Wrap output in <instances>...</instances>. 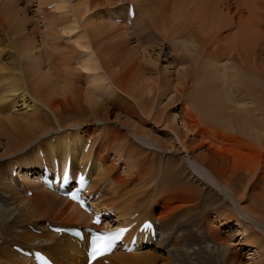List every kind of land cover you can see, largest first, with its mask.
I'll return each instance as SVG.
<instances>
[{
    "label": "bare ground",
    "instance_id": "obj_1",
    "mask_svg": "<svg viewBox=\"0 0 264 264\" xmlns=\"http://www.w3.org/2000/svg\"><path fill=\"white\" fill-rule=\"evenodd\" d=\"M2 1L0 56H6V60L0 64V144L4 143L6 148L1 157L23 152L18 174L24 181L8 179L7 172H4L6 175L0 172V187L10 202L15 200L18 204V215L26 225L0 229V239L12 235L11 240L15 242L9 244L6 239L0 242V264H34L15 253L12 250L15 246L41 251L55 264H86L89 238L80 243L69 236L59 237L48 231L45 224L86 227L90 226V218L76 204L43 188L32 174L42 161L48 164L57 160L63 165L69 156L75 174L89 166V190L99 196L94 206L99 211L113 212L116 217L115 221L106 222L109 226L132 225L137 229L144 221L157 223L156 241L149 235H137L136 243L140 247L129 254L117 251L107 257L108 264H175L171 251L176 246L178 264H238L239 251L229 248L227 239L218 230L228 227L232 221L246 235L243 244H253L257 253L258 249L262 251L264 237L254 230L264 228V18L261 17L264 9L261 0H204L196 5L195 0H182L171 13L164 6L153 13L143 4L147 0H75L71 10H67L71 6L65 0H27V4H35L37 13L53 6L54 13L67 10L71 14L67 23L57 25L58 21L50 18L52 12H48L43 32L38 35L35 28L26 32L30 18L19 16L20 0H7V5ZM192 3L194 6L189 9ZM130 5L134 11L132 27H136L134 23H142L137 24L142 27L148 22L150 32L156 31L159 38L150 33L145 36L144 26L136 33L130 32L132 27H125ZM98 7L106 13L93 14L97 21L89 22L86 15ZM104 16L111 20L102 19ZM185 18L187 22L182 24ZM9 25H14L15 34L20 35L21 55L26 59L24 66L20 65V54L14 53V43L6 37L5 28ZM131 36L149 45L151 50L132 46ZM67 37L73 38L69 48L75 55L66 50L69 48H59ZM49 41L52 48L48 49L52 52L45 63L43 53L47 48L42 53L40 43L45 46ZM156 48L158 52L154 51ZM56 57L64 61L60 64ZM160 60L174 70L171 72L167 67L156 70ZM57 65L62 69L60 72L55 70ZM24 78L30 82L28 86L23 83ZM169 91L174 97L163 104L162 98ZM18 102L25 107L22 118L10 113ZM185 103L191 104L192 113L198 115L199 121L177 113V105ZM42 107L53 117L44 113ZM97 122L102 124L95 127ZM56 127L59 132L54 138L51 134ZM70 128H75L74 132H68ZM122 129L147 137L165 150L172 148L174 154L183 149L197 167L187 166L186 157L178 160L169 157L163 165L155 162L158 156L155 152L143 157L148 152L128 140ZM157 129L162 132H156ZM96 131L100 136H95ZM230 132H236L248 142L234 149L226 143L234 137ZM158 135L169 136L168 141ZM88 139L93 143L84 154ZM32 145L38 148L28 152ZM112 147L114 152L125 150L131 161L126 165L129 175L125 178L118 173L108 177L116 167L115 163L108 164ZM243 148L250 152L243 154ZM0 166L3 167L1 163ZM143 168L148 171L142 173ZM13 170L12 167L11 175ZM20 170H27L28 175L21 174ZM194 180L214 181L221 187L224 199L216 192L205 194ZM130 183L137 189L129 191L127 195L131 197L126 199L125 190ZM21 191L31 192V198L23 197ZM4 195L0 197L6 198ZM167 197L183 204L178 209L172 208L168 205L172 200ZM132 199L144 201L137 204L135 212H130L133 203L127 204ZM152 199L157 202H151ZM164 199L168 201L162 206L164 212L148 213V206L153 208ZM230 199L238 209L227 201ZM134 213H138L137 219L130 221ZM212 215L219 223L218 228H213L208 221ZM247 216L256 220L252 221L254 225L247 222ZM36 218H42L43 225L33 221ZM60 221L68 225L59 226ZM208 242L212 245L205 247Z\"/></svg>",
    "mask_w": 264,
    "mask_h": 264
},
{
    "label": "rangeland",
    "instance_id": "obj_2",
    "mask_svg": "<svg viewBox=\"0 0 264 264\" xmlns=\"http://www.w3.org/2000/svg\"><path fill=\"white\" fill-rule=\"evenodd\" d=\"M2 1V0H1ZM4 1H6V2H4ZM9 1H11V0H9ZM9 1H7V0H3L2 2L4 3V5H5V3H6V5L8 4V2ZM65 1H67V3H68V5H70L71 7H69V9H67V10H71V8H72V6L76 3V1L75 0H65ZM187 1H191L192 2V0H187ZM231 1H233V0H231ZM262 2H261V4L263 3V5L261 6V8L262 9H264V0H261ZM27 2V0H20V2H19V6L18 7H20V13H19V16L22 18L24 15L27 17V18H30L29 19V21H28V25L25 27V30H26V32H28V31H30L32 28L34 29V31L37 33V35L38 34H40L39 32H41V34H42V32H43V25H45L46 24V21L48 20V19H46L47 18V16L48 15H46L48 12H52V9H53V6H50V7H47L46 9H44L41 13H37V7L35 6V4L34 3H32V4H27L26 3ZM184 1H182V0H147V2H144L143 4L144 5H146V7L147 6H149V8L150 9H152V11H153V13L154 12H156V11H158V9L157 8H159V6H164V7H166V8H168L169 9V13H171L170 11L171 10H174L175 9V7L176 6H179L181 3H183ZM190 2V3H191ZM233 2H235V1H233ZM198 3H204V0H195V5L196 4H198ZM260 4V5H261ZM194 6V4L192 3V4H190V6H189V9H191L192 7ZM101 8H96L95 10H93V12H91V13H89V14H87L86 15V17H87V20L89 21V22H92L93 20H96L97 21V19H95L94 17H92V15L93 14H95V13H99V15L100 14H102V13H106L105 12V10L103 9V10H100ZM157 9V10H156ZM194 9H197V11H201L202 10V8L201 7H194ZM67 10H65V11H62V12H52V14H53V16H51L50 18H53V19H55L56 21H58V24L57 25H59V24H61V23H67L68 22V20L71 18V14H69V12L67 11ZM35 14V15H34ZM157 14V13H156ZM103 15V14H102ZM262 15H264V11H261V17H263L264 18V16H262ZM89 16V17H88ZM112 16H114V15H112ZM140 16H141V18H142V15H141V13H140ZM194 17V16H193ZM134 18V17H133ZM133 18H132V20L131 19H129V20H127V22H126V25H125V27L126 28H131L132 26H133ZM184 18V17H183ZM102 19H104V20H106V21H108V20H111V19H109L108 17H106V16H104V17H102ZM144 18H142L141 20H143ZM196 19H198V21L199 22H201L200 21V19H199V17H196ZM131 21V22H130ZM144 21V20H143ZM116 22L117 23H119L120 24V21H117L116 20ZM139 22V21H138ZM184 22H187V18H185V19H183V21H182V24H184ZM212 23L214 24L215 23V21H214V19H213V21H212ZM139 26L140 25H142V23H137ZM137 24L135 25V23H134V27L135 28H131V30H130V32L131 33H136V32H139L141 29H142V27L144 26V35L145 36H148V33H150L149 35H154L156 38H159V36H158V34L156 33V31H152V32H150V29H149V27H150V25H148V22L146 23V24H144L142 27H137ZM122 25V24H121ZM14 26V25H13ZM12 25L10 26H6V30L8 31V32H6V37L8 36L9 37V40H11V43L13 42L14 43V45L13 46H15L14 47V53H15V51L17 52V55H19L20 54V57L18 56V58H19V60H20V65L21 66H24L25 65V56H23V55H21V48H22V45H20V42H19V36L18 35H16L15 34V27H13ZM9 27V28H8ZM11 27H12V29H11ZM14 28V29H13ZM141 28V29H140ZM10 29V30H9ZM11 32V33H10ZM25 32V33H26ZM16 35V36H15ZM5 36V35H4ZM12 36V37H11ZM11 37V38H10ZM40 37V36H39ZM155 38V39H156ZM72 39L73 38H68L67 37V39L66 40H62L61 42H60V44H59V48H61V47H64V49L65 48H69L70 46H72ZM40 40H42V39H39V41ZM157 40V39H156ZM131 41H132V46H134L135 48H146V50L147 51H150L151 50V47H149V45L147 46V44H145V43H143V44H141V43H139L138 41H137V39H135V37H133V36H131ZM144 42H145V39L143 40ZM10 43V44H11ZM9 44V45H10ZM19 44V45H18ZM139 44V45H138ZM157 44H158V40H157ZM47 48V50H45V53H43V51H42V49H44V48ZM48 47H51L52 48V43L49 41L48 43H45V46H43V43H40V51L45 55L46 54V61H45V63H47V61H49V52H52L51 50H49L48 49ZM17 48V49H16ZM137 48V49H138ZM142 48V49H143ZM141 49V50H142ZM66 50H69V52H70V50H71V48H69V49H66ZM158 50L159 49H155L154 51H156V52H158ZM71 52H72V54L73 55H75V51L73 52V50H71ZM70 52V53H71ZM19 53V54H18ZM62 53H64V52H62ZM69 53V54H70ZM79 54H80V52H79ZM56 56H59V55H57V54H55ZM1 57V59H0V61H1V63L0 64H2L3 63V61H5L6 60V56L4 57L3 55H1L0 56ZM56 58H58V63H62L64 60H60V58L59 57H56ZM56 58L55 59H53V62H54V64H55V62H56ZM169 58V57H168ZM166 60H167V58H165ZM170 61V60H169ZM66 62H69V61H66ZM160 64L162 65V66H160ZM165 64H167V63H165L164 61H162V60H160V63L159 64H157L156 65V70H159V71H161L164 67H167V69H169L171 72L174 70V69H172L173 67L170 65L169 66V64H167V65H165ZM69 65L70 66H72L70 63H69ZM147 66V65H146ZM72 67H74V66H72ZM163 67V68H162ZM152 68V67H151ZM151 68H148V69H151ZM179 67L177 66L176 67V71H177V69H178ZM55 70L56 71H58V72H60L62 69H61V67L59 66V65H57L56 66V68H55ZM164 70V69H163ZM25 82V83H24ZM23 83L26 85V86H28L29 84H30V82L29 81H26V79L24 78V80H23ZM169 93H170V91H169ZM173 95V97H174V94H169V95H167V97L165 98V97H163L162 98V100H163V104H165V103H167V100L171 97ZM16 101H18L17 99H16ZM9 102V101H8ZM188 104H189V108L187 107L188 106ZM185 103V104H178L177 105V107H176V109H177V113L179 112V114H183V115H185V117L186 118H188L189 116H191L192 117V119L193 120H197V121H199V117H198V115H196L195 116V114H194V112L192 113V107H191V104L190 103ZM187 105V106H186ZM181 107V108H180ZM8 109H9V107H8ZM7 109V110H8ZM42 109L44 110L43 112L44 113H47V114H49L51 117H53L52 116V114L47 110V109H45V108H43L42 107ZM29 112H30V110H28ZM182 111H184V112H182ZM23 112H25V107L24 106H22L21 105V103H19L18 102V104H17V107L12 111V112H10L11 114H15V116H17V115H19V117L20 118H22L21 117V115H22V113ZM10 113H9V116H11V117H13V115H10ZM192 114V115H191ZM5 116V115H4ZM25 116H27L26 114L25 115H23V117H25ZM29 116V115H28ZM257 116H258V114H257ZM54 120V119H53ZM98 123V122H97ZM96 123V125H95V127L96 126H99V125H101L102 123L101 122H99L98 124ZM148 123H150V122H147V124ZM146 124V123H145ZM147 124L145 125V126H147ZM55 125H57V122H55ZM93 125V124H92ZM150 127V126H149ZM148 126H147V128H149ZM200 128H202V127H200ZM203 129H205V127H203ZM74 130H75V128H70L69 130H67L68 132H74ZM123 131H125L126 132V134H127V136L129 137L128 138V140L130 139L131 141H133L134 143H135V145H138L141 149H143V150H145L146 152H148V153H146L143 157H146V156H149V154L152 152V153H154L155 152V154H157L158 156L156 157V159L153 157V156H151V158H154L156 161V163H158L159 162V164L160 165H163V163L165 162V160L167 159V158H169V157H173V158H175V159H179V158H184V157H186V158H184V161H185V163L187 164V166H192V167H197V164L196 163H194L191 159H190V157H189V155H188V153L186 152V151H184L183 149H181L180 151V153L179 154H174L173 153V151H172V148H171V150H165L161 145H158V144H156V143H154L153 141H151L149 138H144V137H141V136H138V135H134L133 133H131L130 132V130L128 131V130H124V129H122ZM67 131H63V132H67ZM58 132H59V129L56 127V130L55 131H53L52 132V137H54V138H56L55 136H57L58 135ZM156 132H162V129H157L156 130ZM231 133V135H234V137H231L230 139H232V140H230L229 138V140L228 139H226V140H228L226 143L228 144H230V145H232L233 147H234V149H237V147H239V146H243L244 144H245V142H248V140H246V138L244 139L243 137H241L240 135H236L237 133L236 132H230ZM99 134V131H96V133H95V136L96 135H98ZM227 134H229V133H227ZM98 136H100V134L98 135ZM159 137H161V138H164L165 140H167L168 141V138H169V136H162V135H158ZM49 138V137H48ZM93 141V140H92ZM91 140H89L88 139V141H87V145H85V148H86V146H90L91 144V142H92ZM93 143V142H92ZM41 144V143H40ZM35 145H32L31 146V148H29L28 150H30V151H28V152H31L32 150H34L37 146H35ZM40 146V145H39ZM178 147V146H177ZM5 148L6 147H4V143L3 144H0V163L2 164V166L3 167H1L0 166V172H2V173H4V172H7L8 174L6 175L5 173V175L8 177V179H11V180H15L16 178H17V180L19 181V183L21 182L22 183V181H24L23 179H21L19 176H15V177H13L12 175H11V169H12V167L14 168V170L20 165L18 162H19V160L21 159V153H23V152H21V153H16L14 156H12V157H5V158H3V157H1L2 155L1 154H3V152H4V150H5ZM38 148V147H37ZM36 148V149H37ZM84 148V149H85ZM83 149V153L84 154H86V152H84L85 150ZM113 150V151H112ZM238 150V149H237ZM243 150H245V151H243ZM243 154H247V153H249L250 151H248L247 149H245V148H243ZM117 152V153H116ZM116 152H114V147H112V149L108 152L109 154H108V160L110 161H107V163L108 164H111V163H115L116 164V167L114 168V170L115 171H113L112 173H111V175H109L108 177H110V176H114V174H116V173H118L120 176H122L123 178H125L126 177V175H129L128 174V169L126 168V165H129L130 164V162L128 161V154L125 152V150H123V149H119V150H116ZM123 152V153H122ZM241 152V151H240ZM121 153V154H120ZM125 154H126V156H125ZM114 155V156H113ZM120 156H122L120 159H119V157ZM119 159V160H118ZM130 160H133L132 158H130ZM192 161V162H191ZM9 163V164H8ZM17 163H18V165H17ZM189 163V164H188ZM123 165V166H122ZM131 166H133L132 165V163H131ZM124 168H126L127 170L124 172ZM131 168H134V167H131ZM2 169V170H1ZM136 169V168H135ZM192 169V168H191ZM5 170V171H4ZM17 171L19 170L18 168L16 169ZM21 171V170H20ZM97 171H99L100 173H102V171L101 170H97ZM146 171H148L147 170V168H143V170H142V173H146ZM192 171V170H191ZM193 173V172H192ZM204 173V172H203ZM206 173V172H205ZM204 173V174H205ZM21 174H25V175H28V172H27V170H24V172L23 171H21ZM193 175H195V177L197 178H199V174H197V173H195L194 172V174ZM149 175L147 176V179H149ZM201 179V178H200ZM195 181V180H194ZM202 184V185H201ZM195 185H197L200 189H203L204 190V192H205V194H213V193H217L218 195H219V197H221V198H223L224 199V194L223 193H221V191H220V189H221V187H220V189L218 188V186L216 185V183H214V181H212V180H208V183L207 182H203L202 183V181H201V183L200 182H197V181H195ZM135 185H134V183H130V185L129 186H127L128 188H130V189H128V188H126V195H127V193L130 191L131 192V190L133 189V188H135V189H137L136 188V186L134 187ZM208 186H209V188H208ZM211 186V187H210ZM3 187H0V195L1 194H5L4 195V197H6V193H4V188L2 189ZM207 191V192H206ZM22 192V196L23 197H27V198H31V196H28V195H26V194H24V191H21ZM104 193V191L101 193V194H103ZM129 196V197H128ZM2 197V196H1ZM0 197V205H2V208H0V210L2 211L1 213H2V216L0 217V219H3V221H0V229H2V231H3V229L4 228H8V227H16V226H20V225H22V226H25L26 225V223H24L23 222V218L21 217V216H19L18 215V209H19V206H18V204L17 203H15V200L14 201H11L10 202V200H9V198H4L3 199V197L1 198ZM130 197H131V195H127V196H125V198L126 199H130ZM124 198V197H123ZM124 198V199H125ZM167 198H170V200H172V203L170 204H168V201L166 202V200L164 199V201L163 202H159L158 204H157V206H156V204H154V207L153 208H150V206H148L147 207V209H149V211H148V213L149 214H153V215H159L160 213H162V212H164V208L162 207V206H164V204H165V202L168 204V205H170L172 208H175V209H178L179 208V206L180 205H182L183 203L182 202H180V201H178V200H176V199H171V197H167ZM142 201V202H141ZM151 202H153V203H155V202H157L155 199H152V200H150ZM227 201H229L231 204H233L232 202H233V200H227ZM137 202V203H136ZM144 201L143 200H139V199H132V201H129L127 204H131V203H133V204H131V208H130V212L132 211V212H135L137 209V207L140 205V204H142ZM136 203V204H135ZM139 203V205H137ZM31 204H33V206H35V203L34 202H32ZM133 205V206H132ZM166 205V204H165ZM184 206H187L186 204H184ZM235 204H233V207H234V209L236 210V208L238 209V207H236L235 208ZM5 207V208H4ZM136 207V208H135ZM4 208V209H3ZM144 208V211L146 210L145 209V206L143 207ZM6 209V210H5ZM239 210H240V208H239ZM9 214V215H8ZM40 213H37V215H39ZM137 216H138V213H134L133 215H132V217H131V220L130 221H133V220H136L137 219ZM7 218V219H6ZM116 218V217H115ZM214 218H215V216H210L209 217V222H211V224L213 225L212 227L213 228H218V225H219V223L217 222V221H215L214 220ZM124 219H129V218H127V217H124ZM244 219H246V218H244ZM7 220V221H6ZM114 221L116 220V219H113ZM20 221H21V223H20ZM33 221H36V222H39L41 225H43V223H44V220H42V218H36V220H33ZM33 221H31V223L30 224H32V225H34V226H36L35 224H34V222ZM252 221H256V220H254V218H252V217H248L247 216V222H249V223H251L252 225H254V223L252 222ZM4 222V223H3ZM33 222V223H32ZM62 221H60V223H57L59 226H66V225H68V223H61ZM206 222H204V225L205 226H207V224H205ZM49 225V223H46L45 224V226L46 225ZM72 225H76V223L75 224H72ZM116 226V225H115ZM205 226H203V228L205 227ZM242 226V225H241ZM76 227H79V226H76ZM243 227V226H242ZM202 228V229H203ZM205 229V228H204ZM218 230H221V232H222V234H223V237L225 238V239H227V246L229 247V248H237V249H234V250H238L239 252L237 253V260H238V264H264V245L261 247L262 248V251L260 250V249H258V251H259V253H257L256 251H255V248H253L252 246H254L253 244H252V246H249V245H245V244H243V242H242V240H243V238L246 236V235H244L243 233H241L240 232V229L237 227V225H236V222H234V221H232V222H230V224H229V226L228 227H220ZM255 231H257L259 234L261 233V236H263L264 237V228L263 227H255V229H254ZM202 231H204V230H202ZM236 231L237 232H240V233H236ZM250 232V231H249ZM38 234V233H37ZM12 236V235H11ZM11 236H9V237H3V236H1V239H0V242L1 241H3L4 239H6V240H9L10 242H9V244L10 243H15V242H13L12 240H11ZM205 240V239H204ZM179 244V243H178ZM212 244L211 243H205L204 244V246L206 247H210ZM231 246V247H230ZM168 248V250H172L171 248L169 249V246L167 247ZM183 249L184 250H188V252H192V249H188V248H184L183 247ZM209 249V248H208ZM175 251H178L177 250V246L175 247V249H174ZM171 251L172 252V256H173V258L176 260V262H175V264H178V262H177V260H178V256L176 255L177 253L175 252V251ZM253 252V253H249V252ZM213 253V252H212Z\"/></svg>",
    "mask_w": 264,
    "mask_h": 264
},
{
    "label": "snow or ice",
    "instance_id": "obj_3",
    "mask_svg": "<svg viewBox=\"0 0 264 264\" xmlns=\"http://www.w3.org/2000/svg\"><path fill=\"white\" fill-rule=\"evenodd\" d=\"M126 231H128V229L122 228L117 230L116 232L97 234V236L94 237L93 246L91 249L92 259L95 260L97 257L103 256L106 253L110 252L112 248L115 246L116 241L119 240L122 234L125 233Z\"/></svg>",
    "mask_w": 264,
    "mask_h": 264
}]
</instances>
